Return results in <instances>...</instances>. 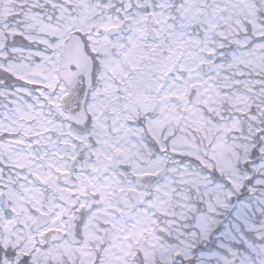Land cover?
Listing matches in <instances>:
<instances>
[{
    "label": "snow or ice",
    "instance_id": "1",
    "mask_svg": "<svg viewBox=\"0 0 264 264\" xmlns=\"http://www.w3.org/2000/svg\"><path fill=\"white\" fill-rule=\"evenodd\" d=\"M0 264H264V0H0Z\"/></svg>",
    "mask_w": 264,
    "mask_h": 264
}]
</instances>
